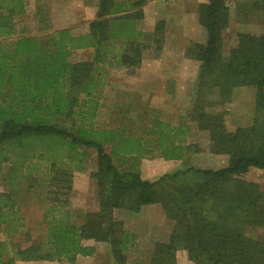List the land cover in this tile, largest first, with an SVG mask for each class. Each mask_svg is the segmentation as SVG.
I'll return each mask as SVG.
<instances>
[{"label": "trees", "instance_id": "1", "mask_svg": "<svg viewBox=\"0 0 264 264\" xmlns=\"http://www.w3.org/2000/svg\"><path fill=\"white\" fill-rule=\"evenodd\" d=\"M25 1L0 0V37L16 33L14 22L24 14ZM147 1L97 0L96 18L85 34L75 35L65 28L45 41L22 36L0 46V177L3 165L11 164L4 180L15 194L16 179L27 160L37 158L51 169L63 165L60 175L66 177L72 170H81L84 155L80 150L93 149L98 170L92 177L99 202L97 211H79L81 223H74L68 202L53 200L44 214L46 243L22 248L0 239V264H77L80 257L95 254L86 240L107 243L115 264H126L137 237L115 219L114 210L138 214L154 204L162 205L173 227L167 241L154 244L148 264H178L179 251L186 252L193 264H264V192L238 179L250 169L264 171V34L236 33L225 59L227 0L199 5L198 21L207 41L186 50L187 58L199 63L189 121L207 134L211 154L229 156L227 167H190L155 182L144 180L136 162L186 158L192 148L187 143L188 124L172 126L155 120L149 134L136 137L121 129L94 126L99 110L95 92L106 84L110 69H139L144 50L162 49L164 21L156 23L153 34L137 28ZM252 9L261 12L264 22V0H256ZM88 49L94 51L90 61H72L76 51ZM243 87L256 88L258 116L252 126L230 131L225 124L227 112L212 114L208 109L230 103L234 90ZM73 92L82 94V99L72 98ZM72 113L79 119L76 130L57 125L58 119ZM193 148L200 152L198 145ZM115 158L133 164L128 171H120ZM189 176L194 182H181L170 192H161L163 181ZM15 206L14 197L0 193V228L6 227L8 235L25 227ZM248 228L262 229V237L249 236Z\"/></svg>", "mask_w": 264, "mask_h": 264}, {"label": "rangeland", "instance_id": "2", "mask_svg": "<svg viewBox=\"0 0 264 264\" xmlns=\"http://www.w3.org/2000/svg\"><path fill=\"white\" fill-rule=\"evenodd\" d=\"M153 1L148 0L143 9L145 15L147 14L149 18H153V22L157 23L159 21L156 18L159 17V14L156 13ZM255 1L227 0L230 18L229 26L224 33L223 56L225 59L228 58L230 48L234 45L236 33L264 34L262 14L252 9V4ZM96 2L97 0L87 2L84 0H26L24 14L17 17L14 22L16 33L10 38L0 37V46L14 42L22 36H36L45 41L51 33L55 32L54 26L68 28L75 35L84 34L89 30L90 21L96 18ZM177 2L180 4L176 8L183 6L189 10H187L185 18H181L180 9L178 11L175 7H168V11L173 12L175 9V12L169 19L167 18V21L162 19L165 22L162 49L157 50L154 46L153 49L144 50V67L142 69L111 68L106 78V84L95 92V97L99 101L98 116L94 120L96 128L121 129L127 135L136 137L149 134L155 120H163L172 126H180L184 123L190 127L187 143L192 148L186 159L181 161L143 159L134 164L141 178L151 182L190 167L216 170L227 167L229 164V156L212 155L209 152L207 134L201 133L196 124L189 121L199 63L190 59L185 60L182 52L183 50L186 52L191 44H205L207 32L198 21V7L202 4L201 0H174L171 3L176 4ZM183 13L185 15V12ZM140 22L141 20L137 22L138 26ZM181 37L183 39L180 44L177 40ZM165 39L173 44L170 45L169 50L165 48ZM153 41L151 38L149 42ZM171 55L174 58L169 59ZM93 56V50H78L71 59L73 62L90 61ZM164 57H169V64L177 65L179 69L182 68L186 72L188 79L192 81V87L187 89L183 85L179 91L170 90L168 92L157 90L156 84L151 82L153 79L149 72L152 71L154 64L158 66L161 62L163 63ZM160 66L164 67L165 65L161 64ZM160 86L162 87V83ZM72 94L74 99L81 100L83 97L79 92ZM256 95L255 87L237 88L233 92L230 103L219 108H209L208 111L212 114L227 112L225 124L230 131L239 127H250L258 116ZM78 120L75 113H72L67 118L58 119L56 123L61 128L73 132L76 130ZM194 145L199 146V153H195ZM106 150L110 152L111 146H107ZM80 151L84 155V164L81 166V170H72L66 177L60 175L63 165L51 169L49 164L37 158L27 160L21 176L16 179L15 194L12 193L11 188L4 180L11 164L3 165L0 193L14 197L15 208L23 216L25 227L14 235L6 234V227L0 228L1 240L18 244L22 248L31 244L46 243L44 214L53 200H58L57 203H63L64 200L68 202L67 206L73 214L71 222L74 223H81L79 211L98 210L97 185L96 180L92 177V174L98 170L97 154L93 149H81ZM114 162L120 171H128L133 164L131 160L122 163L117 158L114 159ZM238 179L255 184L259 190L264 192V171L250 169ZM163 182L161 185L163 191L161 192L167 193L173 187L182 185L181 182L190 184L189 182L194 181L189 176L187 180L181 177L177 181L165 180ZM148 206L150 207L144 209V215L125 209L114 210L115 219L122 221L126 230L137 232H133L137 237L136 246L128 255L126 264H148L154 244L158 241H167L172 231L173 223L167 218L162 205ZM143 216L144 218H142ZM137 222L138 225H136ZM246 231L249 236L256 238L262 237L263 233L262 229L248 228ZM84 243L93 246L96 251L92 256L80 257L77 264H115L107 243L93 240H86ZM177 263L193 264L184 251L177 253ZM17 264L45 263L18 261Z\"/></svg>", "mask_w": 264, "mask_h": 264}, {"label": "crops", "instance_id": "3", "mask_svg": "<svg viewBox=\"0 0 264 264\" xmlns=\"http://www.w3.org/2000/svg\"><path fill=\"white\" fill-rule=\"evenodd\" d=\"M175 1H178V0H175ZM208 1L207 0H201L202 4L207 3ZM171 2H174V0H154L153 1V6L156 9V13L159 14V17H157L158 19L155 17L156 20H158V21L166 20L167 21V18L169 19L170 16H172L174 14L175 9L178 11L180 9V11L182 13L181 18H185L187 10H189V9H186L185 7L183 8V6L176 8V7H178V5L180 3L177 2L176 4H172ZM168 7H175V9L173 10V12H171V11H168ZM183 12H185V15ZM147 17H148V15L146 14L144 19L141 20L139 26L137 24V28L143 33L153 34L155 31L156 23L153 22V18H149V17L147 18ZM54 27L56 29L55 31L63 29V28H60L58 26H54ZM88 31L89 30H87V32ZM87 32H85V33H87ZM182 39L183 38L181 37L177 41L180 42V41H182ZM173 43H174V41H173ZM180 44H181V42H180ZM170 45H173V44L171 42H168L167 39H165V48L167 50L170 49ZM88 50H92V49H88ZM82 51H84V50H82ZM85 51H87V50H85ZM182 56L185 60L188 59L186 56L185 50H183ZM168 58L169 57H166V58L164 57L163 63L161 62L158 66H157V64H154L152 67V71L149 70L150 71L149 74L152 76V79H153V80H151V82L156 84L157 90L159 89V90H163L165 92H168L170 90L179 91V89L183 85H185L187 87V89L189 87H192L193 86L192 81L188 79L186 72H184L182 68L179 69L177 65H173L172 63L169 64ZM172 58H174L173 55H171V57L169 59H172ZM161 64H163L165 66L162 67V66H160ZM143 67H144V61L142 62L140 69H142ZM160 83H162V87L160 86ZM154 96L155 95L153 94V97ZM154 99L156 100V97H154ZM186 157H188V155ZM216 162H217V160H216ZM148 207H150V206H144L142 208L140 214L144 215V209H146ZM142 218H144V216ZM124 221L126 222V220H124ZM140 223H142V222H140ZM138 224L139 223L137 222L136 225H138ZM128 231H130V230H128ZM133 232H136V231H133Z\"/></svg>", "mask_w": 264, "mask_h": 264}]
</instances>
